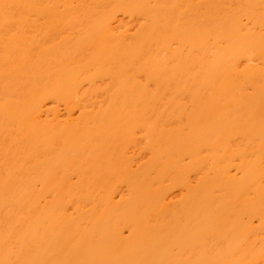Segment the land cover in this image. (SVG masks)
Instances as JSON below:
<instances>
[{
    "label": "bare ground",
    "instance_id": "6f19581e",
    "mask_svg": "<svg viewBox=\"0 0 264 264\" xmlns=\"http://www.w3.org/2000/svg\"><path fill=\"white\" fill-rule=\"evenodd\" d=\"M0 264H264V0H0Z\"/></svg>",
    "mask_w": 264,
    "mask_h": 264
},
{
    "label": "rangeland",
    "instance_id": "374dc122",
    "mask_svg": "<svg viewBox=\"0 0 264 264\" xmlns=\"http://www.w3.org/2000/svg\"><path fill=\"white\" fill-rule=\"evenodd\" d=\"M12 209H14V208H8V210L10 211V210H12ZM94 209H96V208H94V207H92L91 205H88V206H85L84 205V207H81V208H76V206L73 204H70L69 205V209H68V212L69 213H71V215H70V217H74V215H76L75 217L76 218H78V215H79V211L78 210H82V211H85V213L86 214H89L90 212H91V210H94ZM74 217V218H75ZM247 217V216H246ZM246 219V218H245ZM248 219V218H247ZM245 220V221H248L249 222V220ZM257 219V220H256ZM259 219L256 217L255 219H252L251 220V222H249V223H252V225H254V224H256V222L258 221ZM253 221V222H252ZM255 221V222H254ZM260 221V220H259ZM254 223V224H253ZM84 226H90V224L87 222V221H84L83 223H82ZM259 225V223L258 224H256V225H254V226H258ZM257 229V228H256ZM258 231H259V229H258ZM129 232L127 231V230H125V235H127ZM260 233V232H259ZM263 235V234H262Z\"/></svg>",
    "mask_w": 264,
    "mask_h": 264
}]
</instances>
